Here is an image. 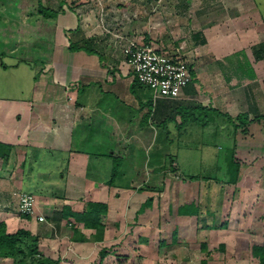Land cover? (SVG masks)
<instances>
[{"label": "crops", "instance_id": "1", "mask_svg": "<svg viewBox=\"0 0 264 264\" xmlns=\"http://www.w3.org/2000/svg\"><path fill=\"white\" fill-rule=\"evenodd\" d=\"M133 1L147 9L166 4L179 20L182 35L164 36L175 40L174 47L153 41L148 26L140 39L186 61L192 82L174 100L154 98L151 89L135 85L112 33L127 30V38L136 41L142 33L117 23L125 18L121 10L102 7L92 36L86 7L77 11L66 0L56 8L42 6L53 14L46 19L52 41L39 37L47 43L35 49L34 88L25 100L0 99L6 154L0 222L9 234L28 231L40 253L58 264H124L136 253L143 264H165L155 261L189 249L201 255L198 264H258L251 247L264 239V142L256 134H235L228 156L202 151L214 164L225 160L227 167L230 156L236 160L235 184L225 178L230 169L222 178L182 176L176 160L171 168L167 158L172 116L180 137L188 123L210 125L187 115L192 111L214 115L207 109H215V118L232 121L264 115V15L254 0ZM172 174L181 177L178 182ZM22 192L34 197L31 217L17 211ZM89 203L105 206L97 229L76 220ZM94 257L96 263H89Z\"/></svg>", "mask_w": 264, "mask_h": 264}, {"label": "rangeland", "instance_id": "2", "mask_svg": "<svg viewBox=\"0 0 264 264\" xmlns=\"http://www.w3.org/2000/svg\"><path fill=\"white\" fill-rule=\"evenodd\" d=\"M41 2L39 0H0L1 100L5 101L6 98H21L22 100H25L26 98H29V94L34 88V79L37 77L36 73L39 72L36 65V59L39 57V55L37 54V57L35 49H38V46L41 47V45L46 47L45 44L47 43L45 42L47 41L45 38H42L43 40H41L39 37H48L47 39L49 42L50 40L52 41V36H50L52 32L47 28V25L51 24H48L46 19H44V16L42 17V15L39 13V6L56 8L58 0H42ZM254 2L264 15V0H254ZM66 3H70L73 9H76L77 11H79L80 6L86 7L85 9L88 10L90 15V26L92 29L89 30L90 35L92 36H97L100 27V23L98 22L99 12L101 11L102 7H109L114 11H116L115 8L121 10L120 12L124 14L125 18L120 19L117 23L122 22V27H127L128 30L131 29L136 31V34L138 35L139 33H142L139 35L140 37H138L139 41L143 40L140 39L144 33L143 26H148L151 29L150 35L153 41L155 39L159 41L161 40L162 45H165L168 48L174 47L171 41L173 42L175 40H173V38H164V36L174 37L177 34L182 35L178 28L180 25L177 24L179 20L174 21L171 18L170 11L168 12V10H166V4L165 6L162 5V8L164 7L162 10L161 7H158V4H155L152 7L149 5V9L144 7L140 8L141 3L133 0H112L110 2L111 5L108 4L109 2L107 1L104 3L103 0H66ZM124 3H128L127 7L124 9L120 8ZM168 3L173 5L176 3V1L170 0ZM149 20L150 22L148 23ZM51 22L54 23V21ZM107 25L110 27L111 23L108 22ZM53 29H55V27ZM107 29L110 30L109 28ZM171 30L173 31L170 32ZM127 32V30H124V33ZM124 33L117 34L127 37ZM112 34H114V32ZM144 43L149 44L150 42ZM48 46L49 44L47 47ZM175 47H178V45ZM196 116L200 118L201 122L207 121L210 125L202 127L194 126L188 123V128L183 129L181 133L183 135L180 137H178L177 134L178 129L173 124L174 116H172V124H170L171 144L168 147L170 150L169 157L167 158V165L170 164L171 168H175L173 164L177 162L182 176L191 175L222 178V176L226 174L227 162H225V160H220L218 164H214L215 160L212 158H206L202 151H211L209 155L212 157V154L215 151L228 156L231 143H233L235 140L234 125L230 124L226 118H215L216 116L212 114H207L206 117H204L203 113L202 115L197 114ZM216 122H218V128L215 127ZM190 131L193 132V134L186 135ZM214 131H218V137L213 135ZM182 141L187 142L189 145L185 147V145L180 143ZM2 152V147H0V177L6 172V162L1 158ZM170 158H173V160L170 161ZM176 177H179V175L172 174V182H178ZM67 250L70 249L68 248ZM139 255V253H136L134 259L132 256L127 257V260L129 258H132L133 260L127 261L124 259L121 262H124V264H143L144 257ZM200 258L201 255L194 251V249H189L188 252L185 251L183 253L178 252L177 254H174L170 251L168 254L162 255L161 259L158 258V261H155V263L163 262L165 264H198ZM96 259L97 258L95 257L92 258L89 260V263H96ZM219 260L220 262L217 264H222L221 259ZM116 261L118 262L120 260L116 259L115 261H108L106 264H116Z\"/></svg>", "mask_w": 264, "mask_h": 264}, {"label": "trees", "instance_id": "3", "mask_svg": "<svg viewBox=\"0 0 264 264\" xmlns=\"http://www.w3.org/2000/svg\"><path fill=\"white\" fill-rule=\"evenodd\" d=\"M39 9L40 14L44 16V19L53 17L52 11L40 6ZM69 48L74 50V46L72 43H70ZM134 83L137 86H142L136 80L134 81ZM201 110L206 111L205 108H201ZM207 110H211L212 112H214V116L216 114H219L215 109ZM195 114L202 115L200 110L196 113H194L193 111L192 113L189 112L187 115H193V118L201 123L200 118ZM203 114L204 117H206L207 113ZM225 118L230 124L234 123V121H238V124H233L235 128L234 134L247 135L248 133H251V136L253 134H256L257 141H259L260 143L264 142V115L255 116L251 120H249L248 116L245 114L239 115L233 121L228 116ZM206 122L203 126L206 125ZM251 124H259V126L255 125L254 127L250 128ZM0 147L2 146L0 145ZM4 157H6V154L2 152L1 158L4 159ZM171 160H173V158H171ZM238 168V162L230 156L226 171L229 169L230 170L228 172V175L225 176L226 180H228L227 182H230L231 184L236 183L238 179ZM193 202L194 201H192L191 203L192 205L194 204ZM186 206L189 207L191 205L187 204ZM104 209L105 206L103 204L89 203L87 204V208L82 213L76 215V220L84 222L85 226L87 227H94L97 229L99 226V224H97L98 216ZM251 254L252 257L257 259L258 264H264V239L261 245H253L251 247ZM104 256L105 254L102 253L101 258H103ZM0 259H11L13 261V264H58L59 262L42 255L37 247V239L34 238L28 231L19 230L14 234L7 233L6 225L4 222H0ZM201 264H205V262L202 261Z\"/></svg>", "mask_w": 264, "mask_h": 264}, {"label": "built area", "instance_id": "4", "mask_svg": "<svg viewBox=\"0 0 264 264\" xmlns=\"http://www.w3.org/2000/svg\"><path fill=\"white\" fill-rule=\"evenodd\" d=\"M115 43L120 46L125 63L134 80L151 89L154 98L178 99L182 91L192 82V68L179 57H172L155 49L152 44L113 34ZM34 197L22 192L19 196L18 213L33 216ZM39 221L43 217H38Z\"/></svg>", "mask_w": 264, "mask_h": 264}]
</instances>
